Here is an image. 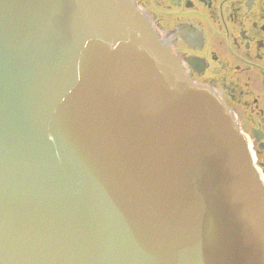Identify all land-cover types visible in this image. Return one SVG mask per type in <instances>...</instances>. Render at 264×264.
Segmentation results:
<instances>
[{"label":"water","instance_id":"water-1","mask_svg":"<svg viewBox=\"0 0 264 264\" xmlns=\"http://www.w3.org/2000/svg\"><path fill=\"white\" fill-rule=\"evenodd\" d=\"M229 114L120 0H0V264H264Z\"/></svg>","mask_w":264,"mask_h":264},{"label":"flooded vegetation","instance_id":"flooded-vegetation-1","mask_svg":"<svg viewBox=\"0 0 264 264\" xmlns=\"http://www.w3.org/2000/svg\"><path fill=\"white\" fill-rule=\"evenodd\" d=\"M132 1L191 79L235 115L264 186V0Z\"/></svg>","mask_w":264,"mask_h":264}]
</instances>
